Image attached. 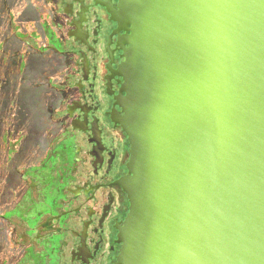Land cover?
<instances>
[{"label": "water", "instance_id": "95a60500", "mask_svg": "<svg viewBox=\"0 0 264 264\" xmlns=\"http://www.w3.org/2000/svg\"><path fill=\"white\" fill-rule=\"evenodd\" d=\"M116 17L118 264H264V0H119Z\"/></svg>", "mask_w": 264, "mask_h": 264}, {"label": "flooded vegetation", "instance_id": "af4514ba", "mask_svg": "<svg viewBox=\"0 0 264 264\" xmlns=\"http://www.w3.org/2000/svg\"><path fill=\"white\" fill-rule=\"evenodd\" d=\"M43 1L54 21L51 49L67 63L58 120L63 135L40 164L26 167L40 178L37 198L26 179L4 185L10 177L0 169V237L11 234L13 255L21 254L20 262L26 256L27 264H118L119 228L130 206L117 184L130 156L128 136L115 120L122 114L119 67L127 46L116 17L119 0Z\"/></svg>", "mask_w": 264, "mask_h": 264}, {"label": "rangeland", "instance_id": "374dc122", "mask_svg": "<svg viewBox=\"0 0 264 264\" xmlns=\"http://www.w3.org/2000/svg\"><path fill=\"white\" fill-rule=\"evenodd\" d=\"M50 12L43 0H0V30L4 29V40L0 37L1 46L11 52L18 47L26 50L20 41L8 39L9 31L11 28L14 30L15 23L19 33V30L25 28L26 20L28 33L25 38L34 47L27 49L31 53H25V50L20 53L23 56L19 61L16 57L17 60H11L9 65L7 60H4L6 63L0 62V117L11 119L15 131L21 128L23 132L22 137H10L8 143L6 134L4 137L0 136V169L7 173L6 178L10 177V180L3 182L4 185L15 184L17 178L28 180V184L35 187L34 198H37L36 183L40 182V178L26 167L40 164L47 155L46 152L51 150L52 143L63 135L58 127V120L62 117L61 108L59 110L60 104L63 107L64 103L61 100V84L63 66L67 63L65 61L62 64V58L51 49L54 45L52 35L48 39L44 37L46 33H50L49 27L54 23ZM9 80L12 81L11 84L7 82ZM58 83L60 87L55 89ZM33 175L34 182L31 179ZM35 201L36 199L32 200L31 204L37 205ZM10 237L7 234L6 238L3 235L0 238L3 249L0 250V264H14L21 255H13L14 251L10 248L13 249L16 245L11 242ZM17 264H27V257L22 262L18 260Z\"/></svg>", "mask_w": 264, "mask_h": 264}, {"label": "trees", "instance_id": "16d2710c", "mask_svg": "<svg viewBox=\"0 0 264 264\" xmlns=\"http://www.w3.org/2000/svg\"><path fill=\"white\" fill-rule=\"evenodd\" d=\"M26 24H27V21L24 20V27L25 28L22 29V30H19V33H20V36H19V33L17 31V29H18L17 23H15L14 30H12V28H11L10 31H9L10 32L9 36H8V39L9 38H13V39L15 38L16 40L20 41L21 44H23V48L25 47L26 50L25 49L20 50L19 47H18L17 50H13L11 52V51H8L7 49H4L5 47H2L1 46L2 43H1L0 44V46H1L0 47V62L6 63L4 60H7L9 62L7 64L9 65L11 60H13V61L17 60L16 57H18V61H19V58H22V56H23V54H20V53H22L24 50H25L24 51L25 53H31L30 51H27V49L29 48L31 50L34 47L30 46V44L26 41L25 37L27 36V33H28V27H27ZM21 28H22V25H21ZM46 30H48V29H46ZM0 37H1L2 40H4L3 39L4 38V29L0 30ZM44 37H45V39H46V37L48 39L50 36H49L48 33H46ZM17 65H18V62H17ZM7 82H9V84H11L12 81L9 80ZM0 83H1V81H0ZM0 88H1V86H0ZM27 101H28V99H27ZM29 105H31V104L29 103ZM14 128H15V126L12 124L11 119H8V120L7 119H1V117H0V136L4 137V134H6V137H8L7 140H6L7 143H8V139H10V137H12V136L13 137H22V134H23L22 129L21 128L20 129L17 128L16 129L17 132H16ZM10 149L11 148H9V150ZM8 156H9V154H8Z\"/></svg>", "mask_w": 264, "mask_h": 264}, {"label": "crops", "instance_id": "0c3cea01", "mask_svg": "<svg viewBox=\"0 0 264 264\" xmlns=\"http://www.w3.org/2000/svg\"><path fill=\"white\" fill-rule=\"evenodd\" d=\"M2 232H3V230H2ZM4 236V235H3ZM9 236H11V234H9ZM1 238V237H0ZM6 238V237H5ZM10 240H11V242L13 243L14 242V238H12V237H10ZM10 240H9V242H10ZM9 242H7L8 244H9ZM3 245V244H2ZM16 245V244H15ZM1 247V246H0ZM2 248V247H1Z\"/></svg>", "mask_w": 264, "mask_h": 264}]
</instances>
